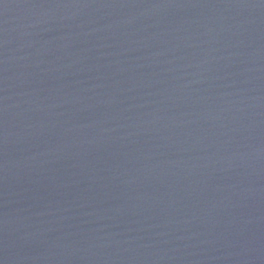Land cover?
<instances>
[{
	"label": "water",
	"instance_id": "obj_1",
	"mask_svg": "<svg viewBox=\"0 0 264 264\" xmlns=\"http://www.w3.org/2000/svg\"><path fill=\"white\" fill-rule=\"evenodd\" d=\"M0 264H264V0H0Z\"/></svg>",
	"mask_w": 264,
	"mask_h": 264
}]
</instances>
